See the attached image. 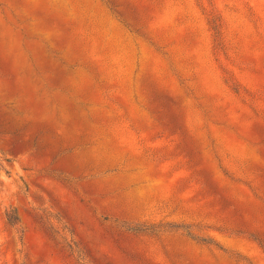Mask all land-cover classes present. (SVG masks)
<instances>
[{"label":"rangeland","instance_id":"rangeland-1","mask_svg":"<svg viewBox=\"0 0 264 264\" xmlns=\"http://www.w3.org/2000/svg\"><path fill=\"white\" fill-rule=\"evenodd\" d=\"M0 264H264V0H0Z\"/></svg>","mask_w":264,"mask_h":264}]
</instances>
